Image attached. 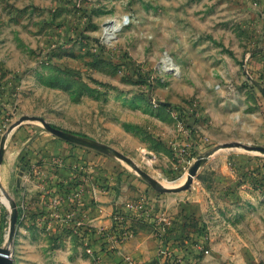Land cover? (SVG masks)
<instances>
[{
	"label": "rangeland",
	"instance_id": "1",
	"mask_svg": "<svg viewBox=\"0 0 264 264\" xmlns=\"http://www.w3.org/2000/svg\"><path fill=\"white\" fill-rule=\"evenodd\" d=\"M249 24L234 0H0V248L12 264H102L84 209L126 186L143 199L113 211L111 242L145 230L159 259L264 264Z\"/></svg>",
	"mask_w": 264,
	"mask_h": 264
},
{
	"label": "crops",
	"instance_id": "2",
	"mask_svg": "<svg viewBox=\"0 0 264 264\" xmlns=\"http://www.w3.org/2000/svg\"><path fill=\"white\" fill-rule=\"evenodd\" d=\"M238 2L240 9L245 12L246 17L249 19V24L252 28V34L250 37L251 42L255 45L252 47V57L249 68L252 72H259L263 74V88H264V0H234ZM124 183L122 184V186ZM137 186H139L137 184ZM141 188V187H140ZM124 195L115 196L110 191H103L98 194V198L101 202L98 209L93 210L92 207L84 209V221L88 225L90 236L97 239L100 244V254L102 255V264H162L159 260L158 248L156 239L152 238L147 231L141 230L134 236H132L123 245H118L111 242L107 238L112 227V213L117 208H124L127 206L128 201L139 196L143 199L138 192L129 191L128 187H123ZM126 192V195H125ZM133 194L132 198L127 196ZM130 199V200H129ZM149 201L145 203L147 205ZM153 205V203H152ZM150 208V203L149 205ZM93 210V211H92ZM152 212V211H151ZM163 215L165 220L166 214ZM103 231L106 235L104 238L100 235ZM112 250V255L108 256L106 250ZM183 258V264H191L193 254L188 252ZM189 260V261H188ZM222 262L221 264H223Z\"/></svg>",
	"mask_w": 264,
	"mask_h": 264
},
{
	"label": "water",
	"instance_id": "3",
	"mask_svg": "<svg viewBox=\"0 0 264 264\" xmlns=\"http://www.w3.org/2000/svg\"><path fill=\"white\" fill-rule=\"evenodd\" d=\"M256 86L258 87V89L261 91V93L264 96V90L263 88L258 85L257 83H255ZM44 126L54 135L61 137L63 139H69V137L66 135V133H64L63 131H60L56 128H53L47 124H44ZM1 155L2 152L0 151V160H1ZM195 171H192V175H194ZM17 221V216H16V211L13 210V219L11 221V227H10V236H12L13 232H14V227ZM0 264H12V260H11V252L9 250L0 248Z\"/></svg>",
	"mask_w": 264,
	"mask_h": 264
},
{
	"label": "trees",
	"instance_id": "4",
	"mask_svg": "<svg viewBox=\"0 0 264 264\" xmlns=\"http://www.w3.org/2000/svg\"><path fill=\"white\" fill-rule=\"evenodd\" d=\"M97 150L104 152V153H110V154H114V155H118L117 153H115L113 150L102 147V146H97L96 147ZM171 259H175V257L172 256H165V257H161L159 260L162 264H167V262Z\"/></svg>",
	"mask_w": 264,
	"mask_h": 264
},
{
	"label": "built area",
	"instance_id": "5",
	"mask_svg": "<svg viewBox=\"0 0 264 264\" xmlns=\"http://www.w3.org/2000/svg\"><path fill=\"white\" fill-rule=\"evenodd\" d=\"M118 219V217H117ZM120 221V220H119ZM129 237V233L128 232H124L120 238H124L127 239ZM200 251H203L202 248H200ZM205 254L208 253L207 250L203 251ZM167 264H182V260L180 258H175V259H171L167 262Z\"/></svg>",
	"mask_w": 264,
	"mask_h": 264
},
{
	"label": "bare ground",
	"instance_id": "6",
	"mask_svg": "<svg viewBox=\"0 0 264 264\" xmlns=\"http://www.w3.org/2000/svg\"><path fill=\"white\" fill-rule=\"evenodd\" d=\"M113 27H114V26H113ZM165 62H166V61H165ZM167 63H168L167 65H169V66L171 65L170 62H167ZM169 69H172V68H169ZM3 199H4V198H3ZM3 202H4V201H3ZM5 202H6V200H5ZM6 203H7V202H6ZM6 203H5V204H6Z\"/></svg>",
	"mask_w": 264,
	"mask_h": 264
}]
</instances>
